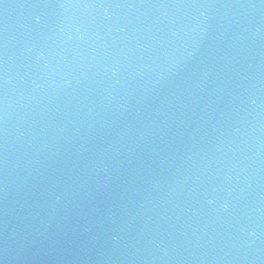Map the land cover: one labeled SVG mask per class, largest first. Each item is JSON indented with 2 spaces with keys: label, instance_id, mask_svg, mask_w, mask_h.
<instances>
[{
  "label": "water",
  "instance_id": "1",
  "mask_svg": "<svg viewBox=\"0 0 264 264\" xmlns=\"http://www.w3.org/2000/svg\"><path fill=\"white\" fill-rule=\"evenodd\" d=\"M0 264H264V0H0Z\"/></svg>",
  "mask_w": 264,
  "mask_h": 264
}]
</instances>
